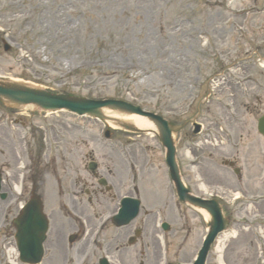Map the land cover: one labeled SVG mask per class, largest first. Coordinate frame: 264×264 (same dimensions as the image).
Wrapping results in <instances>:
<instances>
[{"label": "rangeland", "instance_id": "obj_1", "mask_svg": "<svg viewBox=\"0 0 264 264\" xmlns=\"http://www.w3.org/2000/svg\"><path fill=\"white\" fill-rule=\"evenodd\" d=\"M232 24L240 25L242 36ZM263 33L264 0H0V35L12 46L9 54L0 52V76L22 78L54 92L125 100L165 116L168 100L180 107L191 86L201 97L204 86L214 85L208 79L219 61L226 64L241 57L249 49L247 43L258 41ZM203 36L208 37L206 51ZM218 37H224V43ZM214 46L222 53L232 51L230 57L200 58ZM247 71L264 85V73L256 66ZM196 78L203 81L199 89L193 82ZM209 86L207 91L218 98ZM234 90L242 98L235 85ZM248 97L263 100L264 106L263 90L249 89ZM241 102L245 100H237ZM28 114L13 112L12 118L48 130L87 128L93 133L103 129V124L65 113H34L32 118ZM17 135H12V142ZM140 137L137 154L147 156L158 183L160 149L152 139ZM3 145L4 153L21 152L16 145L10 150ZM233 257L228 256L231 264ZM0 264H7L1 239Z\"/></svg>", "mask_w": 264, "mask_h": 264}, {"label": "water", "instance_id": "obj_2", "mask_svg": "<svg viewBox=\"0 0 264 264\" xmlns=\"http://www.w3.org/2000/svg\"><path fill=\"white\" fill-rule=\"evenodd\" d=\"M0 98L7 100L13 104H34L43 110H52L58 108H65L70 111L75 110L76 104L73 100H65L60 97H52L46 94H40L32 92V90L22 89L15 86H2L0 87ZM89 106H82L77 112H93L98 116V110L92 103H88Z\"/></svg>", "mask_w": 264, "mask_h": 264}, {"label": "flooded vegetation", "instance_id": "obj_3", "mask_svg": "<svg viewBox=\"0 0 264 264\" xmlns=\"http://www.w3.org/2000/svg\"><path fill=\"white\" fill-rule=\"evenodd\" d=\"M95 175L96 174L91 173L90 174L91 181H89L90 183L88 181H87V183L84 182V185L82 186V187H84V186H86V184L88 186V189H85V191H84L86 195H89L91 197V198H88L89 199L88 203H91V201L99 202L98 199H102L104 202H107L108 198H107L106 194H104L102 192V190L99 189V187L94 185V181L96 180ZM73 184L76 186L75 189H78L79 183L75 181V182H73ZM79 191H81V189H79ZM111 201H113V200H111ZM102 204L104 205V208L106 210H110V205L108 203H102ZM71 207H72L73 212H77V206L74 203L71 205ZM116 245L119 246L120 244L117 243Z\"/></svg>", "mask_w": 264, "mask_h": 264}, {"label": "bare ground", "instance_id": "obj_4", "mask_svg": "<svg viewBox=\"0 0 264 264\" xmlns=\"http://www.w3.org/2000/svg\"><path fill=\"white\" fill-rule=\"evenodd\" d=\"M106 114L112 118L121 119L123 121L132 123L133 126H135L136 128H139V129L150 127V125L147 124L144 120L136 118V117H122V116H117V115L112 114V113H106Z\"/></svg>", "mask_w": 264, "mask_h": 264}]
</instances>
